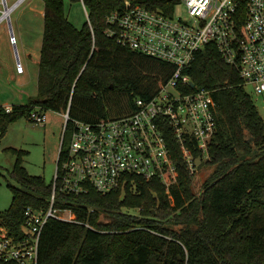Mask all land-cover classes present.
<instances>
[{"label": "trees", "instance_id": "16d2710c", "mask_svg": "<svg viewBox=\"0 0 264 264\" xmlns=\"http://www.w3.org/2000/svg\"><path fill=\"white\" fill-rule=\"evenodd\" d=\"M82 1L87 20L78 29L66 16L64 0H43L36 97L13 105L10 114L0 111V139L10 123L28 118L35 108L68 110L70 121L84 123L122 115L133 98L151 97L170 75V65L106 35L105 17L121 8L122 0ZM130 1L167 9L175 0ZM184 73L195 89L211 91L216 104L217 131L208 142L209 160L202 164L210 172L200 193L194 194L192 179L167 133L176 175L169 193L157 179L135 177L123 191L105 195L93 189L77 196L57 194L55 207L70 209L76 221L46 222L37 264H264V115L237 70L213 44L197 52ZM7 151L16 156L10 175L18 187H8L11 202L0 218L19 238L25 208L46 209L51 183L27 173L22 151Z\"/></svg>", "mask_w": 264, "mask_h": 264}, {"label": "built area", "instance_id": "2783aa9c", "mask_svg": "<svg viewBox=\"0 0 264 264\" xmlns=\"http://www.w3.org/2000/svg\"><path fill=\"white\" fill-rule=\"evenodd\" d=\"M22 1L8 7L6 0H0V24L9 16L6 10L13 11ZM181 4L186 19L175 14ZM105 23L106 35L119 45L170 65L172 71L151 97L133 98L129 111L122 115L84 123L70 121L68 110L59 113L65 123L61 145L68 121L69 142L63 155L61 145L57 153L48 207L25 208L19 238L9 233L0 218V261L37 264L40 234L46 222L76 221L70 209L55 207L59 193L77 196L93 189L105 195L123 191L135 177L157 179L169 193L176 175L167 133L179 150L192 185L199 181L198 167H206L202 164L209 160L208 142L217 131L216 104L211 91L191 86L184 70L206 45L213 44L223 60L237 70L264 115V0H175L167 9L122 0V7L109 13ZM9 34V42L15 47L16 38ZM17 69L23 70L19 62ZM0 111L10 114L13 105L0 104ZM45 113L35 108L28 119L45 125Z\"/></svg>", "mask_w": 264, "mask_h": 264}, {"label": "rangeland", "instance_id": "374dc122", "mask_svg": "<svg viewBox=\"0 0 264 264\" xmlns=\"http://www.w3.org/2000/svg\"><path fill=\"white\" fill-rule=\"evenodd\" d=\"M16 1L6 0V4L9 7ZM43 5V0H23L13 11H8L7 20L0 24V95L14 104L23 105L36 97ZM64 8L68 20L76 28H81L87 20L81 1L64 0ZM175 14L182 19L187 18L183 4L175 8ZM10 30L16 38L15 47L9 42ZM18 62L23 68L22 72L17 69ZM245 90L252 99L255 98L251 87L247 86ZM13 93L17 96L16 100H13ZM20 95L23 98L19 99ZM254 104L258 113L263 115L259 101H254ZM45 116V125H37L27 116L17 119L8 125L5 135L0 139V212L6 210L11 202L12 193L8 187H18L10 175L16 156L7 149L24 153L22 166L29 175L43 178L46 184L52 181L65 123L59 113L48 111ZM209 172L207 167H198L199 181L193 183V192H196ZM122 211L136 214L133 209L123 208Z\"/></svg>", "mask_w": 264, "mask_h": 264}, {"label": "crops", "instance_id": "0c3cea01", "mask_svg": "<svg viewBox=\"0 0 264 264\" xmlns=\"http://www.w3.org/2000/svg\"><path fill=\"white\" fill-rule=\"evenodd\" d=\"M13 96H14L13 100H16L15 98H17V96L15 93H13ZM18 98L21 99V98H23V96L20 95ZM0 104H2V105H4V104L16 105L14 103H11V101H7V99H5L3 95H0Z\"/></svg>", "mask_w": 264, "mask_h": 264}, {"label": "water", "instance_id": "95a60500", "mask_svg": "<svg viewBox=\"0 0 264 264\" xmlns=\"http://www.w3.org/2000/svg\"><path fill=\"white\" fill-rule=\"evenodd\" d=\"M4 8H5V6H4ZM10 32H11V30H10ZM12 33V32H11ZM194 84L193 83H191V86H193ZM123 199V196H121L120 197V200H122Z\"/></svg>", "mask_w": 264, "mask_h": 264}, {"label": "bare ground", "instance_id": "6f19581e", "mask_svg": "<svg viewBox=\"0 0 264 264\" xmlns=\"http://www.w3.org/2000/svg\"><path fill=\"white\" fill-rule=\"evenodd\" d=\"M11 10V9H7L6 12H5V15L7 16L9 13L8 11Z\"/></svg>", "mask_w": 264, "mask_h": 264}, {"label": "flooded vegetation", "instance_id": "af4514ba", "mask_svg": "<svg viewBox=\"0 0 264 264\" xmlns=\"http://www.w3.org/2000/svg\"><path fill=\"white\" fill-rule=\"evenodd\" d=\"M63 147V143H62V145H61V148Z\"/></svg>", "mask_w": 264, "mask_h": 264}]
</instances>
